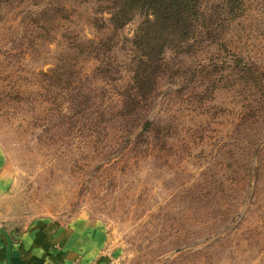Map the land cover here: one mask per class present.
I'll list each match as a JSON object with an SVG mask.
<instances>
[{
  "label": "rangeland",
  "instance_id": "1",
  "mask_svg": "<svg viewBox=\"0 0 264 264\" xmlns=\"http://www.w3.org/2000/svg\"><path fill=\"white\" fill-rule=\"evenodd\" d=\"M224 1L164 50L136 115L141 15L114 28L101 0H0V219L82 218L110 264H264V0Z\"/></svg>",
  "mask_w": 264,
  "mask_h": 264
},
{
  "label": "trees",
  "instance_id": "2",
  "mask_svg": "<svg viewBox=\"0 0 264 264\" xmlns=\"http://www.w3.org/2000/svg\"><path fill=\"white\" fill-rule=\"evenodd\" d=\"M101 1V5L109 11L108 20L114 28H122L136 15L142 16L133 39L137 51L134 56L133 82L123 98L127 112L141 115L155 93L158 78L164 73V50L190 46L199 33L210 32L215 22L203 10V0ZM239 1L225 0L222 10L234 13ZM52 7L54 10L66 9L60 4ZM104 45L102 41L93 44L95 51H100ZM149 124L145 122L146 127Z\"/></svg>",
  "mask_w": 264,
  "mask_h": 264
},
{
  "label": "crops",
  "instance_id": "3",
  "mask_svg": "<svg viewBox=\"0 0 264 264\" xmlns=\"http://www.w3.org/2000/svg\"><path fill=\"white\" fill-rule=\"evenodd\" d=\"M13 172L0 153V199L10 190ZM13 236V264H110L102 252L103 235L98 226L77 218L64 223L52 218L35 217L17 231L0 219ZM7 241L0 231V264H7Z\"/></svg>",
  "mask_w": 264,
  "mask_h": 264
},
{
  "label": "water",
  "instance_id": "4",
  "mask_svg": "<svg viewBox=\"0 0 264 264\" xmlns=\"http://www.w3.org/2000/svg\"><path fill=\"white\" fill-rule=\"evenodd\" d=\"M0 231L3 233V235L6 238L7 241V246H6V260L7 264H13L12 262V257H11V252H12V246H13V236L11 233L2 225H0Z\"/></svg>",
  "mask_w": 264,
  "mask_h": 264
}]
</instances>
